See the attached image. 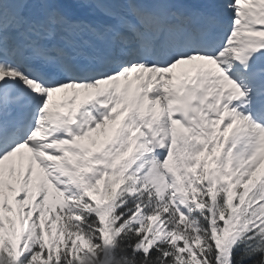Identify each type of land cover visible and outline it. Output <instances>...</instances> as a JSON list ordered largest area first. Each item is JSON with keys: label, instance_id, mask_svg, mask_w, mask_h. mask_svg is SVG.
Segmentation results:
<instances>
[{"label": "snow or ice", "instance_id": "obj_1", "mask_svg": "<svg viewBox=\"0 0 264 264\" xmlns=\"http://www.w3.org/2000/svg\"><path fill=\"white\" fill-rule=\"evenodd\" d=\"M0 264H264V0H0Z\"/></svg>", "mask_w": 264, "mask_h": 264}]
</instances>
